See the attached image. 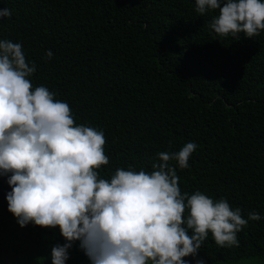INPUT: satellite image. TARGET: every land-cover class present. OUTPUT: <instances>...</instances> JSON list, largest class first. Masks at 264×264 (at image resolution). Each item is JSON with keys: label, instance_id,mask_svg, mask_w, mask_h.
Returning <instances> with one entry per match:
<instances>
[{"label": "trees", "instance_id": "16d2710c", "mask_svg": "<svg viewBox=\"0 0 264 264\" xmlns=\"http://www.w3.org/2000/svg\"><path fill=\"white\" fill-rule=\"evenodd\" d=\"M0 8L11 10L0 40L22 44L36 65L33 87L67 102L77 125L105 133L101 178L150 172L158 153L194 142L189 168L177 165L181 192L261 216L237 234L238 247H220L210 233L188 264H264V31L220 37L209 28L216 13L201 16L196 0H0ZM10 191L0 177V264H52V248L67 243L59 226L21 227ZM66 264H91L80 241Z\"/></svg>", "mask_w": 264, "mask_h": 264}, {"label": "clouds", "instance_id": "9594fccd", "mask_svg": "<svg viewBox=\"0 0 264 264\" xmlns=\"http://www.w3.org/2000/svg\"><path fill=\"white\" fill-rule=\"evenodd\" d=\"M195 10L215 12L209 28L223 38L264 31V0H196ZM10 16L0 8V19ZM35 72L22 44L0 40V177L21 227L59 226L67 243L52 248V264H66L75 241L91 264H188L210 233L218 246L238 247L237 234L261 219L254 211L243 218L227 199L181 192L177 165L189 168L194 142L158 153L150 172L118 168L101 178L109 164L105 133L77 125L67 102L33 87Z\"/></svg>", "mask_w": 264, "mask_h": 264}]
</instances>
